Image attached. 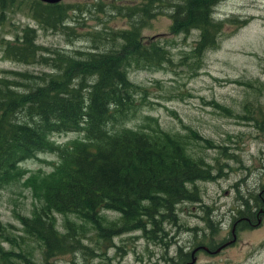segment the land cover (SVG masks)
<instances>
[{
	"label": "rangeland",
	"instance_id": "rangeland-1",
	"mask_svg": "<svg viewBox=\"0 0 264 264\" xmlns=\"http://www.w3.org/2000/svg\"><path fill=\"white\" fill-rule=\"evenodd\" d=\"M24 1L0 0V77H8L11 87L22 90L24 72L57 73L54 59L59 50L65 58L79 61L89 55L77 53L81 50L118 51L126 44L118 31L138 24L142 45L149 48L148 43L162 40L167 58L158 65L123 67L137 88L134 98L139 104L135 115L126 117L123 125L145 129L150 123L181 132L177 134L187 137L191 152L203 157L212 174V178L193 183L200 191L199 200L177 202L175 224L166 223L164 231L157 232L159 240L151 239L147 229L100 237L90 227L82 239L83 249L65 250L52 256L50 264H179L183 251L196 245L200 250L190 264H250L249 260L264 264L262 256L249 258L250 249L254 251L260 243L264 254V217L254 226L243 220L234 222L229 234L232 209L239 206V214L254 213L253 199L248 205L241 201L248 190H260L264 184V0L219 1L214 15L223 21L224 28L217 44L205 48L200 57L193 51L200 35L198 27L171 31L170 14L181 0H162L167 7L153 4L147 11L139 8L141 14L136 7L148 0H61L65 4L59 8L67 9L70 15L60 16L50 25L39 21L44 17L41 4ZM239 18H247V22L229 31ZM27 27L34 29L39 46L35 59L23 61L3 55L6 42L20 39ZM113 126L110 134L121 128ZM188 127L199 137L192 138ZM82 132L53 133L50 138L55 143H68L82 138ZM57 160L55 152L39 151L20 162L26 171L23 175L0 187L1 221L21 237L25 236L17 215L33 217L34 209L46 203L30 184L32 173L39 167L51 171L50 161ZM101 211L105 213L103 226L119 217L116 210ZM54 215L60 221L61 214L55 211ZM5 234L0 236L1 245L9 251L19 250L12 248ZM222 241L231 243L213 251ZM206 244L217 246L206 251L207 246L201 248ZM0 264H6L1 254ZM38 264H43L40 258Z\"/></svg>",
	"mask_w": 264,
	"mask_h": 264
},
{
	"label": "trees",
	"instance_id": "trees-1",
	"mask_svg": "<svg viewBox=\"0 0 264 264\" xmlns=\"http://www.w3.org/2000/svg\"><path fill=\"white\" fill-rule=\"evenodd\" d=\"M32 1L44 7L39 21L47 25L70 15L59 8L65 2ZM156 1L158 7H167L162 0H148L136 7L137 12L151 9ZM219 1L181 0L170 14L172 32L200 29L193 49L197 57L217 44L224 28L214 15ZM246 22L247 18L235 20L229 31ZM137 30L134 24L118 31L126 41L118 51L77 52L89 53L82 61L65 58L59 50L54 59L57 73L24 72L22 90L11 87L8 77H0V187L26 172L20 166L22 160L39 151L58 156L57 161H50L51 171L39 167L32 173L30 184L46 203L34 209L33 217L17 215L25 237L0 218V236L6 233L12 248H19L9 251L0 243L6 264H38V258L50 264L52 256L65 250L83 249L82 239L91 228L100 237L147 229L151 239L159 240L157 232H163L166 223L175 224L177 202L200 199L193 183L212 178L203 157L194 155L187 137L177 134L181 132L150 123L145 129L123 125L139 105L134 98L137 88L123 67L158 65L167 58L162 40L144 47ZM38 48L34 29L27 27L20 39L8 40L2 52L12 59L32 61ZM115 124L121 128L110 134ZM188 128L192 138L199 137ZM70 130H82L83 137L67 144L50 138ZM102 209L118 211V219L103 226ZM55 211L61 214L60 221ZM185 256L183 251L180 261Z\"/></svg>",
	"mask_w": 264,
	"mask_h": 264
},
{
	"label": "flooded vegetation",
	"instance_id": "flooded-vegetation-1",
	"mask_svg": "<svg viewBox=\"0 0 264 264\" xmlns=\"http://www.w3.org/2000/svg\"><path fill=\"white\" fill-rule=\"evenodd\" d=\"M155 4H158V2L156 1ZM250 193H253V196L250 197ZM248 197V198H246ZM249 199H253L254 200V204L251 206V210L256 209V211L254 213H252L251 215L248 214H239L237 210H235L234 208L232 209L233 212V216H232V223H231V229L229 234L231 233V230H233L234 228V222L235 224L239 223L240 221H244L247 222L246 224H249L251 226L257 225L258 223H260L261 219L264 217V184L261 186L260 190H248L247 194H245L244 199L241 201V203L243 205H248V200ZM212 212L214 213L215 209H211ZM252 220H256V221H252ZM214 224V223H213ZM226 240V239H225ZM229 244L231 242H221L218 244V247H214L212 248L210 245L206 244V245H201V248L204 249L205 246H207V248H205L204 250L206 251H216L218 250L221 246H225V244ZM262 243H260L258 246H256V249L254 251H252V249H250V253H249V258L251 256L254 255H258V256H262L261 262H264V254L261 252L260 249V245ZM199 246L196 245L195 247H193L190 250L184 251L185 254H187V256H185V259L181 260L179 264H190L192 259L195 256V252L197 250H200V248H198ZM194 250V251H193ZM219 251V250H218ZM249 260V259H248ZM250 264H252L251 260H249Z\"/></svg>",
	"mask_w": 264,
	"mask_h": 264
},
{
	"label": "bare ground",
	"instance_id": "bare-ground-1",
	"mask_svg": "<svg viewBox=\"0 0 264 264\" xmlns=\"http://www.w3.org/2000/svg\"><path fill=\"white\" fill-rule=\"evenodd\" d=\"M134 25V24H133ZM134 27V26H133ZM111 37V36H110ZM149 37V36H148ZM199 41V40H198ZM168 47V46H167ZM100 51V50H99ZM198 54V53H197ZM199 56V55H198ZM28 72V71H27ZM227 110V109H226ZM229 110V109H228ZM190 137V136H189ZM67 144V143H66ZM204 162V161H203ZM210 168V167H209ZM243 198V197H242ZM246 198H248V197H246ZM238 208H239V206H238ZM214 209V208H213ZM65 214V213H64ZM67 214V213H66ZM219 222V221H218ZM200 228V227H199ZM215 234V233H214ZM199 248V247H198ZM194 251V250H193Z\"/></svg>",
	"mask_w": 264,
	"mask_h": 264
},
{
	"label": "water",
	"instance_id": "water-1",
	"mask_svg": "<svg viewBox=\"0 0 264 264\" xmlns=\"http://www.w3.org/2000/svg\"><path fill=\"white\" fill-rule=\"evenodd\" d=\"M43 1H47V2H58L60 0H43ZM193 260V259H192Z\"/></svg>",
	"mask_w": 264,
	"mask_h": 264
}]
</instances>
